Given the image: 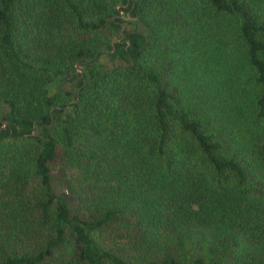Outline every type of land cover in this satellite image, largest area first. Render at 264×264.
<instances>
[{
    "label": "trees",
    "instance_id": "trees-1",
    "mask_svg": "<svg viewBox=\"0 0 264 264\" xmlns=\"http://www.w3.org/2000/svg\"><path fill=\"white\" fill-rule=\"evenodd\" d=\"M0 264H264V0H0Z\"/></svg>",
    "mask_w": 264,
    "mask_h": 264
},
{
    "label": "rangeland",
    "instance_id": "rangeland-1",
    "mask_svg": "<svg viewBox=\"0 0 264 264\" xmlns=\"http://www.w3.org/2000/svg\"><path fill=\"white\" fill-rule=\"evenodd\" d=\"M120 4H115V8L119 7ZM123 16V15H122ZM139 27L141 29H144V26L135 21V19H130V23L129 24H126L125 27L126 28H133V27ZM104 38L110 40V42H112V40H116L118 39L117 35L112 33L111 31H108L105 33V35L103 34ZM106 36V37H105ZM99 50H101V55L99 57V59H97V61L95 62V64L99 67V68H111L113 65H117V64H120V61H115V62H112L109 57H108V53L106 50H104V48H99ZM80 72L82 74H84V70H80ZM86 74V73H85ZM56 90H58V93H57V97H56V100L60 103H67L69 104L70 101L72 100V98L74 97L75 95V91H76V88H75V85H74V82H71V81H63V82H59L58 86L55 87ZM6 109L4 107H1V111H5ZM69 110V109H67ZM51 179H52V184H53V187L55 189V191L57 192L58 195L60 196H63L69 207L71 209H74L75 208V203L73 202V200L71 199V197H69L70 195L68 194V189L65 188V181L70 179V175H64L62 173H60L56 168H52V172H51Z\"/></svg>",
    "mask_w": 264,
    "mask_h": 264
}]
</instances>
